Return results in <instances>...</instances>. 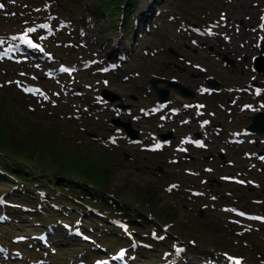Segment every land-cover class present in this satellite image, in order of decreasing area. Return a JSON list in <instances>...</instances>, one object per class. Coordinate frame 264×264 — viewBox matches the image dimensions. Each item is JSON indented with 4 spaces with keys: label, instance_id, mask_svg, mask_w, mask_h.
Wrapping results in <instances>:
<instances>
[{
    "label": "rangeland",
    "instance_id": "obj_1",
    "mask_svg": "<svg viewBox=\"0 0 264 264\" xmlns=\"http://www.w3.org/2000/svg\"><path fill=\"white\" fill-rule=\"evenodd\" d=\"M96 1L54 0L53 12L55 9L59 15L54 16L53 12L48 14L45 11L44 19L48 25L43 27L46 29L43 31L44 36L57 43L54 46L60 54L71 52L73 55L68 54L66 58L56 59L52 49L44 50L39 47L36 49L41 53L39 57L31 54L29 58H0V117L14 115L12 121L8 119L11 123H5L0 131H15L17 135L13 137L14 140L17 143L20 140L30 142L33 146L32 152L36 156L47 158L43 150L40 152L38 149L44 148L46 144L43 141L48 138L51 144H56L60 154H64L58 159L59 164L61 159L71 157L69 160H72L75 154H79L76 158L82 165L92 164L91 172L106 175L107 185L104 190L107 193L128 204L138 206L139 203L138 207L142 208L145 219L149 220H140L139 228L147 229L151 224H155L153 229L156 233H167L173 244L184 246L183 253H174L173 249H168V263H176V259L181 261L182 257L176 255L182 254L185 264L232 263L224 255L216 254L219 252L245 255L247 264H264V255L257 254L259 250L264 252L262 232L255 230L251 222L238 219L242 223L240 226L236 219L231 220L233 215L228 216L224 212L220 201H217L213 208L208 206L207 186H195L201 177L205 176L201 169L205 162L186 161L175 157L174 161L153 150L157 146L156 143H150L153 140L150 135L156 131V122L160 118L149 111V117L138 111L140 106L150 107L155 104L153 94L148 91L146 84L151 73L176 74L175 76L185 82L193 80L190 73H198L193 64L179 63L169 48L185 56H192L198 63L204 64V61L209 59L208 55H211L207 46L216 45V40H221V37L217 38L222 34L218 29L215 30L214 37L207 40L197 37L191 30L194 21L206 23L210 19H216L223 22L227 19L226 16L232 21L237 15L246 19L262 11L264 0H125L123 4L125 7L129 6V15H135L136 18L140 10L145 13L139 27L141 30L135 34L134 41L128 38L124 27H119L122 8L101 14L97 21H94L86 10ZM9 2L13 4V10L9 7ZM9 2L0 0V4L4 6L0 8V20L8 25L12 19L20 16L22 6L19 2ZM148 5L150 6L146 9ZM8 14L11 17H8ZM201 17L202 21L199 19ZM145 22L146 25L143 26ZM19 23L20 20L16 25ZM227 32L236 34L233 31ZM227 32L225 31V34ZM36 36L37 45H44L43 36L39 32ZM2 39L4 41L0 43V47L5 46L12 38L0 30V41ZM191 39H195L197 44L193 45ZM237 40L232 44L235 45ZM113 44L115 53L110 51ZM193 49L196 51L192 52ZM119 53L126 54V60L122 62L121 67L115 70L111 67L109 72L102 70L105 60V69L112 66L110 59L121 62L116 58ZM85 60H90L91 64L83 66ZM60 62L74 63L76 70L72 74L57 76V66ZM174 63L185 67V70L174 68ZM198 77L194 79L195 83L199 82L196 80ZM26 85L35 86L39 93L25 91ZM103 87L119 93L124 103L131 104L130 110L117 111L113 104L101 99L99 91ZM171 97L181 102L177 94L171 93ZM174 104L177 105L176 102ZM138 114V127L143 131L141 141L143 144L150 143L151 146H147L145 150L141 148V142L131 143L126 140L124 133L108 123V118L115 115L133 119V115ZM19 119L20 126H15L13 130L11 126L13 127ZM149 131H152L150 135ZM45 159L39 165L46 166ZM185 169L193 173H186ZM57 172L66 173L62 169ZM88 176L89 173L84 177L88 179ZM195 187L200 190L197 196L192 194ZM143 193L145 200L151 201L147 203L149 205L138 200ZM157 210L162 216H156ZM78 218L83 224L91 220L88 213H83ZM87 233L108 251L105 242L109 238L97 239L95 234ZM49 234L52 233L49 231ZM51 238L53 243H56V234L51 235ZM163 249L167 248L160 245V252ZM41 255L43 253L39 252L38 256ZM138 255V264H145L143 255ZM8 258L1 256L0 264L30 262L16 253H10ZM159 261V264H166L163 258ZM47 264L53 262L49 261Z\"/></svg>",
    "mask_w": 264,
    "mask_h": 264
},
{
    "label": "flooded vegetation",
    "instance_id": "obj_2",
    "mask_svg": "<svg viewBox=\"0 0 264 264\" xmlns=\"http://www.w3.org/2000/svg\"><path fill=\"white\" fill-rule=\"evenodd\" d=\"M236 32L228 34V39L216 40L209 50L210 56L206 69L210 73H221L215 77L218 90L212 88L204 96L195 91L192 98L185 101L195 107H177L184 118L191 119L183 124L176 118L174 126L157 127L158 135L170 130L169 145L174 144L182 157L192 161L205 160L201 167L208 174L206 180L212 196H220L227 207L237 206L243 212L264 216V120L256 121L258 113L264 119V74L253 65V56L264 54V16L255 15L254 23L248 27L240 26ZM238 39L239 55L228 54L231 61H224L218 53L231 51L234 40ZM180 62L188 58L176 54ZM219 63H212V61ZM188 64V63H187ZM174 68L185 70V67L174 63ZM203 69V67H195ZM200 73H192L197 76ZM207 82L210 74L206 73ZM177 79L172 75L164 76ZM175 93V91H173ZM200 101V102H199ZM205 101V104L202 102ZM200 105L201 107H198ZM185 111V113H182ZM200 121H206L204 126ZM253 127V128H252ZM201 140L196 147L192 140ZM235 139V140H234ZM206 169H205V168ZM238 193V194H237ZM237 194V195H236Z\"/></svg>",
    "mask_w": 264,
    "mask_h": 264
},
{
    "label": "trees",
    "instance_id": "obj_3",
    "mask_svg": "<svg viewBox=\"0 0 264 264\" xmlns=\"http://www.w3.org/2000/svg\"><path fill=\"white\" fill-rule=\"evenodd\" d=\"M123 3L124 0H97L89 8V13L96 18L101 14L120 10ZM129 12V6H124L123 23L132 30ZM13 116H9L10 118L0 117V123H3L0 124V129L4 127L5 123H8V119L12 121ZM19 123L20 119L11 128L15 130L20 126ZM10 131H0V193L6 197H15L20 202L15 205L27 206L33 211V217L24 224V227L30 232L45 227L51 220L54 221L53 228L58 234V242L66 244L63 253L58 254L55 262H62L67 258L66 256L85 258L91 253H100L98 247H94L93 244L85 243L77 236H69L64 226L59 222L62 217L71 216L68 221L71 223L77 215L90 214L91 220L87 227L102 238H105L112 228L115 229V226L107 223L110 217L126 221L129 227L136 230V220L144 218L140 215L142 208L108 196L104 191V187L107 185L106 175H99L96 171L91 172L93 165H82L83 163L76 158L79 154H75L76 156L74 155L72 160H69L71 157L61 159L59 164L58 159L62 158L64 154H60V151L55 147L56 144H51L48 138L43 141L46 144L44 148L41 146L42 149H38L40 152L43 150L47 158L36 156L32 152L33 146L30 142L26 143L25 140H20L17 143L14 140L17 134L15 131ZM39 151L38 153H40ZM44 159L47 165H39ZM58 169L65 170L66 173H59ZM88 173L89 178L87 179L84 176ZM144 196L143 193L138 200L149 205L147 203L151 201L145 200ZM20 210L14 205L6 207L9 218ZM22 214L29 215L25 212ZM155 214L162 216L158 210L155 211ZM18 219L21 217L19 216ZM100 226H104V230H101ZM16 228V222L4 221L0 223V237H6ZM163 241L167 242L166 239ZM23 247L26 246L23 245Z\"/></svg>",
    "mask_w": 264,
    "mask_h": 264
},
{
    "label": "water",
    "instance_id": "obj_4",
    "mask_svg": "<svg viewBox=\"0 0 264 264\" xmlns=\"http://www.w3.org/2000/svg\"><path fill=\"white\" fill-rule=\"evenodd\" d=\"M254 64H255L256 68L258 70H260L264 74V54L263 53H260L259 56L254 58ZM162 80H164V79H159V78L158 79L157 78L154 79L153 78V79L149 80V83L153 87L154 92L157 94L159 101L167 100V92H168L167 89L160 88V87H158L156 85V82L162 81ZM164 81L167 83V85H170V86H173V87H178L179 91L181 93H183L184 95H191V92L189 90H187L185 87L177 85V83H174V82H170V81H166V80H164ZM101 95L108 101H113V100L119 98L118 95H116V94H114V93H112L110 91H107L105 89H103L101 91ZM256 117H257L256 121H258L260 119L264 120L262 118V116H260V115H258ZM111 121L113 123H118L119 125L124 127V129L127 131V133H129L130 136H132V137L134 136L135 137V132L133 130H131V128L129 127V122H119L118 120H111Z\"/></svg>",
    "mask_w": 264,
    "mask_h": 264
},
{
    "label": "snow or ice",
    "instance_id": "obj_5",
    "mask_svg": "<svg viewBox=\"0 0 264 264\" xmlns=\"http://www.w3.org/2000/svg\"><path fill=\"white\" fill-rule=\"evenodd\" d=\"M4 6L2 5V4H0V8H3ZM41 27H43V26H41ZM33 31H35V29H28V32H33ZM12 39H17L16 37H13ZM3 41H0V43H2ZM26 43H31V41H25ZM62 71H65V72H67V71H69L68 69H66V68H64V69H62ZM25 91H28V89H25ZM37 93H39V90L38 89H36V90H33V94H37ZM41 95H42V93H40ZM45 99H47V97H45ZM174 187V186H173ZM169 190H171V189H169ZM239 215H244V213H239ZM253 219H262V220H264V218H261V217H253ZM120 255L121 256H123L124 255V253L123 252H121L120 253ZM227 259L229 260V261H232V257H227ZM236 264H239V262L237 261L236 262Z\"/></svg>",
    "mask_w": 264,
    "mask_h": 264
},
{
    "label": "bare ground",
    "instance_id": "obj_6",
    "mask_svg": "<svg viewBox=\"0 0 264 264\" xmlns=\"http://www.w3.org/2000/svg\"><path fill=\"white\" fill-rule=\"evenodd\" d=\"M149 6H150V5H148V6L146 7V9L149 8ZM146 9H145V10H146ZM143 12H144V11H143ZM143 12L140 10L139 13H143ZM110 51H114V52L116 51V49H115V44L112 45V47L110 48ZM33 263H34V261H33Z\"/></svg>",
    "mask_w": 264,
    "mask_h": 264
}]
</instances>
